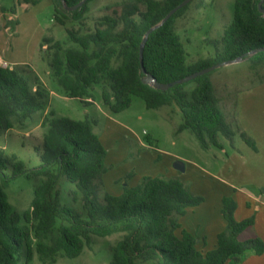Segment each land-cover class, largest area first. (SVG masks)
<instances>
[{"label": "trees", "instance_id": "obj_1", "mask_svg": "<svg viewBox=\"0 0 264 264\" xmlns=\"http://www.w3.org/2000/svg\"><path fill=\"white\" fill-rule=\"evenodd\" d=\"M16 1L37 4L41 0ZM83 1L53 0L57 12L62 8L75 20H80L93 0H86L74 11L66 6ZM184 1L129 0L120 11L115 9L98 19L94 29H68L72 46L66 47L53 37H45L43 46L51 53L50 69L66 97L93 105L97 85L102 86L103 104L116 114L130 108L133 96L141 98L147 108L174 106L182 116L178 133L189 131L202 150L223 149L220 137L232 141L234 133L210 72L162 91L143 83L142 69L144 66L147 74L166 84L240 57L250 60L254 67L264 64V51L254 53L264 48L261 0H234L233 19L221 40L216 41L222 48L215 56L193 64H187V50L176 33V20L187 11L189 3L149 34L142 65L140 50L147 31ZM16 8L0 9L5 15L14 14ZM192 82L195 87L186 91ZM31 86L24 67L0 65V130L25 128L37 112L47 111L50 93L39 84L34 89ZM97 125L96 118L89 115L77 120L58 116L51 109L42 120L45 132L42 144L36 147L41 161L38 167L30 169L16 154L8 156L0 151V264H32L35 253L46 264H55L59 257L75 259L93 243L94 236L116 233L123 236L115 244L109 264H241L240 257L246 252L264 253V241L254 230L255 218L237 221V204L229 197L223 199L222 207L227 226L218 234L217 245L203 252L196 248V236L182 228L180 220L188 208L198 207L204 198L191 194L179 178L145 176L137 186H124L119 196L105 191L107 150L94 130ZM241 137L256 149L250 137L245 133ZM148 141L153 145L150 138ZM21 176L43 179L34 189L32 203L22 213L10 203L7 193L11 183ZM132 176V171L126 174V182ZM63 181L74 185L69 191L72 205L60 198Z\"/></svg>", "mask_w": 264, "mask_h": 264}, {"label": "rangeland", "instance_id": "obj_2", "mask_svg": "<svg viewBox=\"0 0 264 264\" xmlns=\"http://www.w3.org/2000/svg\"><path fill=\"white\" fill-rule=\"evenodd\" d=\"M128 1L93 0L88 4L80 20H75L60 7L61 12H57L53 0H41L37 4H18L16 0H0V8L5 7L9 10L17 6L14 14L7 12L3 15L0 9V34L2 33L0 38L6 45L5 52L0 58V65L24 67L27 76L31 79L32 89L39 84L51 96V105L47 111L37 112L25 128L0 130V151L8 156L16 154L30 169L38 167L41 161L36 147L42 144L45 132L42 120L51 109L58 116L84 119L89 115L96 118L98 125L94 130L104 140L114 135V130L118 126L116 122H119L129 130L124 127L119 129L128 133L134 141L141 140L150 145L148 141L150 138L154 148L159 147L165 152L187 158L195 164V166L189 164V168L183 173L178 172L180 177L177 178L184 182L185 188L191 194L203 197L204 201L192 209L194 213L187 210L180 222L185 224L186 221L206 218L208 224L212 226L208 230L216 232L221 223L219 214L222 216L224 198L229 197L234 200L237 207L240 203L238 217H244V212L249 208L250 203L249 201L245 203L242 192L264 198V138H262L264 64L254 67L250 60L245 59L227 64L209 74L216 95L223 98L220 106L234 133L232 141L220 137L223 149L211 147L202 150L189 131L178 133L182 116L179 108L174 106H164L160 109L147 108L141 98L133 96L130 108L116 114L103 104L100 96L102 86L97 85L93 89L95 96L93 105L88 106L77 99L67 98L52 74L49 65L51 53L47 46H43V39L53 37L65 43L66 47H70L72 43L68 42V29H79L82 32L94 29L98 19L105 14H112L115 9L120 11L123 3ZM233 4L234 0H192L183 16L176 20V33L181 37L187 50V64L215 56V53L222 48L216 44V41L221 40L226 26L233 19ZM57 17H60L65 24H60ZM193 87H195L194 82L189 83L185 89L189 92ZM109 127H112V130L108 129ZM241 133L251 138L256 149L244 141ZM132 142L131 140V144ZM134 156L133 154L118 165L107 164L109 167L107 172L114 174L122 172ZM173 164L174 162L171 163L172 166ZM42 180V178L21 176L11 183L7 193L10 203L18 212L22 213L29 207L34 197V189ZM220 181L232 186V191L227 190L228 187ZM107 186L109 188V185ZM72 188H74L72 183L62 182L60 198L64 204H73L69 195ZM104 189L107 190L105 187ZM225 191H229V195ZM75 205L79 207L78 204ZM251 217L255 218L256 223L255 214ZM122 236V233L106 237L94 236L93 243L86 246L79 257L75 259L59 257L55 264H109L113 257V248ZM196 238L200 244L201 238ZM202 244L203 247L207 245V250H211V240L207 242L205 239ZM31 263L46 264L41 262L37 253ZM230 264L237 263L232 261Z\"/></svg>", "mask_w": 264, "mask_h": 264}, {"label": "crops", "instance_id": "obj_3", "mask_svg": "<svg viewBox=\"0 0 264 264\" xmlns=\"http://www.w3.org/2000/svg\"><path fill=\"white\" fill-rule=\"evenodd\" d=\"M5 47L6 45L1 41L0 38V58L1 56H3L5 52ZM219 99L221 105L223 98L219 97ZM77 120H82V119H77ZM116 124L118 126L115 128L116 130H114V135H112L111 138L110 136H108V138L104 140L102 137H100L101 142L104 144V147L107 150L106 164H110V163L114 165L121 164L122 162H125V160L129 157L130 153L134 154L135 156L133 157V159H131V161L128 162L127 166L124 167L122 172L116 174H114V172H111L112 175H109L111 173L107 172L103 175L104 187L107 188L106 191L113 194V196H119L120 194H122L123 187L126 185L133 187L137 186L141 181V179L145 176H153V177L162 176L165 178H171V177L177 178L180 177V175H178V172L179 173L185 172L186 169L189 168V164L195 166V164L192 163V161L187 158L178 155H173V153L170 152H165L159 149V147L154 148V146L149 145L141 140L134 141V139L131 138V136L128 133H125L123 132L124 130L119 129V127L120 128L124 127L128 129L126 126L120 124L119 122H116ZM108 129L112 130V127H109ZM183 132L184 131L179 133L182 134ZM262 138H264V134H262ZM131 140L133 141L132 142L133 145L131 144ZM133 148L135 151L133 150ZM178 161L182 162L184 165L182 171L177 170L175 168V164ZM172 162H174L173 166L171 165ZM131 171L133 172V176L126 182L125 176ZM220 182L228 187L227 190L232 191L233 189L232 186L228 185L223 181ZM107 185H109V188ZM225 193L228 194L229 191L228 192L225 191ZM242 195H244L243 197L245 198V203H247V201L250 202L248 205L249 208L245 210L244 217H238L237 213L240 212V203H239V207H237L235 211L236 220H240L241 218H242L241 220L248 217L250 218L253 214H255L257 218L254 229L256 231V234L259 235V237L264 241V198L250 195V193L246 194L244 192H242ZM218 197H220V194ZM219 200L220 198L218 199V201ZM220 204L221 203L219 201L218 205L220 206ZM192 209L193 208L190 209L188 208L187 210L192 211ZM192 213H194V211H192ZM219 219L221 223L219 230L216 232H210L208 230L209 227L212 226L208 224L206 218L197 219V220L193 219L190 221H186L185 224L181 222L182 224L181 227L190 231V233L195 235L196 237L201 238V243L198 244L197 242L198 245L197 248L198 250L205 252L208 248L206 247L207 245L203 247L202 242H204L205 239L207 242L208 240L209 241L211 240L212 246L210 247V249H213L217 245L218 234L221 231H223L224 228L227 226V221L225 220L223 215L221 216L219 214ZM241 264H264V253L262 255H256L253 251L246 252L244 257L242 258Z\"/></svg>", "mask_w": 264, "mask_h": 264}, {"label": "water", "instance_id": "obj_4", "mask_svg": "<svg viewBox=\"0 0 264 264\" xmlns=\"http://www.w3.org/2000/svg\"><path fill=\"white\" fill-rule=\"evenodd\" d=\"M191 1L192 0H185L183 3H181L178 7H176V8H174L171 12H169L167 15H166V17L162 20V22L160 23V24H158V25H156V26H154L153 28H151L149 31H147V33H146V35H145V38L143 39V43H142V47H141V50H140V61H141V64L143 65V50H144V47H145V44H146V41H147V38H148V36H149V34L152 32V31H154L156 28H159L160 26H162L175 12H178L181 8H183V7H185V6H187L189 3H191ZM86 2V0H84L83 2H81L80 4H77L76 6H74V7H67L66 6V8H67V10H69V11H74V10H77V9H80L83 5H84V3ZM263 3H264V0H261L260 1V3H259V7H260V10L262 11V12H264V9L262 8V5H263ZM64 4H65V2H64ZM262 51H264V48L263 49H259V50H257L256 52H254V53H258V52H262ZM241 60H243V57H240L239 59H237V60H232V61H227V62H222V63H219V64H216V65H212V66H210V67H208V68H206V69H203V70H201V71H198V72H196V73H191V74H189L188 76H186V77H184L183 79H181V80H178V81H174V82H171V83H166V84H164V83H160L156 78H155V76L154 75H152V74H147L146 72H145V68H144V66H143V69H142V71H143V73L145 74V76H144V78L142 79V81H143V83H145V84H149V85H152L153 87H155V89H157V90H162V91H164V90H168L170 87H172V86H176V85H178V84H185V83H187V82H189V81H192L193 79L195 80L197 77H199V76H201V75H204V74H206V73H209V72H211V71H215L216 69H218V68H220V67H223V66H225V65H227V64H230V63H236V62H239V61H241ZM175 168L177 169V170H180V171H182L183 170V168H184V165H183V163L182 162H180V161H178L176 164H175Z\"/></svg>", "mask_w": 264, "mask_h": 264}, {"label": "built area", "instance_id": "obj_5", "mask_svg": "<svg viewBox=\"0 0 264 264\" xmlns=\"http://www.w3.org/2000/svg\"><path fill=\"white\" fill-rule=\"evenodd\" d=\"M6 67V66H5Z\"/></svg>", "mask_w": 264, "mask_h": 264}]
</instances>
